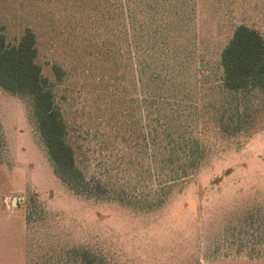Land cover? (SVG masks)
<instances>
[{"label": "rangeland", "instance_id": "374dc122", "mask_svg": "<svg viewBox=\"0 0 264 264\" xmlns=\"http://www.w3.org/2000/svg\"><path fill=\"white\" fill-rule=\"evenodd\" d=\"M105 3L0 0L9 42L26 27L36 33V60L76 161L106 189L71 191L54 172L30 101L0 87V264H76L75 248L91 250L96 264H264V89L227 91L220 65L234 26L264 35V0H196L183 39L194 54L182 74L192 98L178 132L185 125L206 156L163 203L162 133L151 129L148 92L136 82L135 60L118 49L108 18L116 10ZM222 119L241 130L223 132Z\"/></svg>", "mask_w": 264, "mask_h": 264}, {"label": "trees", "instance_id": "16d2710c", "mask_svg": "<svg viewBox=\"0 0 264 264\" xmlns=\"http://www.w3.org/2000/svg\"><path fill=\"white\" fill-rule=\"evenodd\" d=\"M91 1L94 6L98 0ZM103 2L116 10L112 18L108 17L115 24L112 33L121 53L135 60L136 82L148 92L145 100L151 129L162 133L159 138L167 152V158L162 160L169 170L163 174L166 179L165 196L160 201L163 203L175 185L186 183L194 175L206 156L200 139L184 136L185 125L181 126L184 132H178L180 117L192 98L184 90L182 74L194 54L188 44L183 45V39L190 30L196 0ZM37 56V37L30 27L24 29L15 43L9 42L0 29V87L30 101L40 139L57 177L76 194L102 196L106 189L98 183L92 185L76 161L75 150L68 140L64 113L56 102L53 84L44 76L36 60ZM220 65L222 87L227 91L264 89V35L244 23L234 26L221 50ZM52 69L60 80L63 68L53 63ZM227 122L225 119L220 121L223 132L234 134L241 130H232ZM178 139L185 146L192 147L182 152L178 149ZM128 202L134 201L125 203ZM156 205L151 203L148 207L151 209ZM72 251L78 257L76 264H96L97 255L91 250L75 248Z\"/></svg>", "mask_w": 264, "mask_h": 264}]
</instances>
